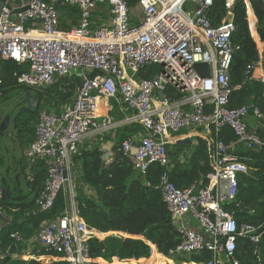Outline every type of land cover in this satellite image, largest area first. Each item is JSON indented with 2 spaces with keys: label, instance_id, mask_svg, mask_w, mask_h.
Wrapping results in <instances>:
<instances>
[{
  "label": "built area",
  "instance_id": "built-area-1",
  "mask_svg": "<svg viewBox=\"0 0 264 264\" xmlns=\"http://www.w3.org/2000/svg\"><path fill=\"white\" fill-rule=\"evenodd\" d=\"M222 1L225 15L213 24L207 16L212 0H139L138 15L126 0H3L0 59L28 65L17 75V84L40 90L72 72L79 76L69 103L57 113H39L34 138L24 151L28 163L42 160L46 165L43 187L35 200L38 209H50L61 190L67 200H73L72 158L86 135L124 122L137 124L138 135L115 144L102 157L104 166L118 156L141 176L150 166H161L155 188L179 238L169 253L207 251L212 257L204 264H239L234 257L236 239L256 243L264 229L237 223L233 212L223 206L234 200L239 175L247 172L241 158L229 151L236 143L260 148L264 140L248 129L250 106L229 107L230 93L236 88L230 84L229 67L239 48L231 38L233 6L238 0ZM242 1L247 11L251 0ZM56 4L75 8L78 24L59 28ZM98 4L108 7L109 22L94 26L91 13ZM259 60L264 67V56ZM197 62L207 63L206 76L196 71ZM151 65H158L159 70L140 77V69ZM254 68L255 62L247 65V69ZM159 88L163 89L162 100L157 97ZM174 94L181 96L174 98ZM100 98L121 102L130 114L123 121L115 122L110 116L98 121ZM251 108L258 119H264L258 107ZM192 127L212 140L208 151L213 169L206 186L194 182L179 187L170 180L167 140ZM223 127L231 129L234 141L221 140ZM1 215L0 210V231ZM189 217L197 228L189 225ZM10 236L20 240L17 232ZM91 237L95 230L72 205L42 223L35 243L45 252L61 251L67 264H88L94 260L87 241Z\"/></svg>",
  "mask_w": 264,
  "mask_h": 264
},
{
  "label": "trees",
  "instance_id": "trees-1",
  "mask_svg": "<svg viewBox=\"0 0 264 264\" xmlns=\"http://www.w3.org/2000/svg\"><path fill=\"white\" fill-rule=\"evenodd\" d=\"M138 1L126 0L130 8L136 6ZM55 7L60 11L59 28L69 29L78 24V12L75 8L61 4H56ZM251 7L257 23L262 27L259 30L261 33L264 30L263 0H251ZM247 14L250 28H248L246 18V7L242 0H238L233 6L235 30L231 38L239 48L233 53L229 67L230 84L236 88L230 93L229 107L248 105L250 106L248 113L253 114L251 106H256L264 114V82L252 76V69H247V65L255 62L256 54V44L250 35V31L253 36L255 35V18L250 9ZM224 15L223 1L212 0V5L207 10V16L212 23L218 24ZM64 17L70 22L64 23L62 21ZM106 18L107 15L102 16L97 7L91 13L94 26L104 23L103 20ZM27 66L26 63L0 59V96L3 97L6 92L13 90L22 94L27 90H32L27 86L17 84V75L26 71ZM158 70V65L145 66L140 69L139 76L147 78ZM78 82V73L72 72L68 76L58 78L44 89L33 90L31 94L37 97L36 109L26 104L22 105L14 112L0 114V122L5 115H9L11 132L15 131V136L18 137L20 143L27 146L34 138L39 113L41 111L50 112L51 108L48 107L50 101L53 102L55 113H57L60 106L72 97ZM173 96L179 98L181 95L174 94ZM257 120L260 123L259 127L254 129L248 125V129L264 140V119L257 118ZM138 131H140V126L137 124L118 128L116 145ZM198 133L197 144L191 153L192 162L186 166L175 162L169 167L170 180L179 187H185L194 182L198 187L206 186L208 175L212 172L213 166L208 151L212 140L201 131ZM6 135L7 130L0 131V138ZM219 136L227 144L235 140L233 132L228 127H223ZM229 152L241 158L247 166V172L239 175L240 186L234 200L223 206L233 212L237 223L247 222L262 226L264 229V146L248 148L242 143H237ZM72 161L80 170V177L76 176L77 186L74 190V200L77 213L87 226L97 232H106L105 234L111 231H121L143 238L109 235L100 241L96 237H91L87 241L92 258L101 257L108 259L107 261H112V257L139 258L137 259L138 264H173L174 261L204 264L211 259L212 255L207 251L191 254L169 253L178 244L179 238L161 193L155 188L159 174L163 170L161 166L152 165L147 173L141 176L132 169L125 158L118 156L115 161L105 167L100 147L97 144L89 146L88 143H79L78 152L73 156ZM0 167H5V158L2 155H0ZM26 168H28V174L25 173ZM18 169L19 171L14 175H8L9 169L7 168L0 173V187L3 188L0 194V210L4 217H11V221L3 222V228L0 231V264H67L62 259L61 251L45 252L36 243L32 244V254L51 255L54 260L42 262L37 259H4L12 244H16L14 253H25L30 240L38 233L42 223L61 215L67 201L66 194L61 190L56 195L50 209H38L35 200L43 187L46 165L42 160H35L31 163L25 160V165ZM255 199L257 201L251 213L248 214L239 209V203L249 206ZM15 232L20 235L18 241L10 236ZM147 242L155 245L160 253L172 260L164 258L155 250V247L150 255L151 250ZM101 244L103 248L100 247ZM234 257L239 264H264V231L256 243L250 242L247 238H237ZM126 262L130 263V260L123 263ZM88 264L102 263L92 261ZM226 264L229 263L226 262Z\"/></svg>",
  "mask_w": 264,
  "mask_h": 264
},
{
  "label": "crops",
  "instance_id": "crops-1",
  "mask_svg": "<svg viewBox=\"0 0 264 264\" xmlns=\"http://www.w3.org/2000/svg\"><path fill=\"white\" fill-rule=\"evenodd\" d=\"M105 6L106 5H102V4L98 5L97 9L99 8L102 16L107 15L106 20H103V19L102 20L104 23H108L109 22V11L107 10L108 7L107 6L105 7ZM105 9L107 10L106 12L103 11ZM248 9L251 10L253 17L255 18V27H254L255 29H254V31H255L256 39H254V36L249 29L250 35H251L252 39H254V42H256L255 44H258V46H259L258 48L260 49V45H261V42L263 40L261 35L264 32V30H262L261 33L259 32V30H261L262 27L258 26L257 19L254 15L252 7H249ZM248 9H247V11H248ZM63 19H66V17H64ZM247 21H248V28H250L248 18H247ZM252 76L254 78L261 79L262 81L264 80V67L261 65L260 60L255 61V68H254ZM71 99H72V97L67 102L63 103L60 106V108L58 109V111H60V109L63 107V105L69 103L71 101ZM263 104H264V99H263ZM129 114H130V111L121 102L116 101V100H106L104 98H100L99 109H98V121H100L101 117H103V116H110L112 118V120L115 122L116 121H123L125 119V117H127ZM255 117L256 116H253V114L248 113V115L246 116V120H247L249 127H253L254 129H257L259 127L258 125L260 123L258 122L257 117L256 118ZM124 125H129V124L124 122L118 126H115L113 128H109V129L104 130V131H101V130L94 131L93 133L86 135V137H84L80 143H88L89 146H94L97 144L100 147V150L102 151V157L103 156L105 157V154L109 150H112L115 147V144H116L115 139H116L117 129L124 126ZM199 131L200 130L198 127H192L189 129H183L177 133H173L168 137L167 153H168V158H169V167L172 166V164L175 162L180 163L183 166L184 165L186 166L187 164L192 162V154L191 153L197 144V137H199L198 136ZM138 133H139V131L133 135H130V136H137ZM15 135L16 134L11 132L10 124H9V126L7 128V135L0 138V155L4 156V158H5V167H0V173L3 172V169L7 168V169H9V171L7 172L8 175H14L19 171L18 167L25 165L24 151L26 149V147H25L26 145H22L20 143L18 137H16ZM233 149H234V145L231 148V150H233ZM102 160H103V158H102ZM110 163H112V162H110ZM110 163L108 164V166L110 165ZM72 164L74 167H76L75 172L72 171L74 177L75 178H76V176L79 177L80 176V170L77 169V166H75V163L73 161H72ZM71 170H72V168H71ZM5 172H6V170H5ZM25 173L26 174L29 173L28 168L25 169ZM146 185H148V183H146ZM66 193H67V198H68L69 197L68 196V190H66ZM72 205H73V208H75V210L77 212L76 203H75L74 198H73V200H70L68 198V200L66 201V208L72 209ZM1 220H2V222L6 223V222L11 221V217H9V218L6 216L4 217V215L2 214ZM187 222L189 223V225L197 228L196 221L194 219H192L191 217H189L187 219ZM100 233H103L105 237H107L109 235H113V236L134 237V238L143 239L140 236H132V235L130 236L129 234L126 235V233L121 232V231H111V233H108V234H105L106 232H100ZM112 233H116V234H112ZM104 236L101 237V240L100 239L99 240L102 241L105 238ZM95 237H96V235H95ZM96 238H99V237H96ZM35 240H36V234L33 237V239L30 240V243H29L30 245L27 247L25 253H22V254L13 253L8 259H23V260L37 259V260H40L42 262H48L46 260H49V259L51 261L54 260L51 255H39L38 256V255L32 254V248H33L32 244L35 243ZM147 243L150 246V250H151L150 255H151V253H153V247H155V250L158 253H160L155 245H153L149 242H147ZM160 254L164 258H166L168 260H172L171 258L164 256L162 253H160ZM6 256H7V254L4 256V259ZM17 256H25V257L19 258ZM41 258H45V259H41ZM112 259H113L112 261H107L108 259H103L101 257H97V258H94L93 261H96V262H99L102 264H107V263H110V264H128L129 262H126V263H123V262L126 260L136 259V258L119 259L117 257H112ZM137 259H139V258H137ZM119 260H122V262H119ZM187 263L188 262H184V261L182 263H176L174 261L173 264H187ZM190 263L195 264L194 262H190Z\"/></svg>",
  "mask_w": 264,
  "mask_h": 264
},
{
  "label": "water",
  "instance_id": "water-1",
  "mask_svg": "<svg viewBox=\"0 0 264 264\" xmlns=\"http://www.w3.org/2000/svg\"><path fill=\"white\" fill-rule=\"evenodd\" d=\"M2 4H3V0H0V9L2 7ZM24 9H25V7L22 8V9H15L14 12H18L19 10H24ZM261 36H262L263 40L261 42L259 52L256 49V54L254 56V60L255 61H258L260 56H262V57L264 56V53H263V50H264V32L262 33ZM194 67H195L196 71L198 72V74L200 76H206L208 74V65H207V63L197 62V63L194 64ZM162 95H163V89L162 88L157 89V97H158L159 100H162ZM23 96H24L23 101L27 102V106L28 107H34V109L37 108V97L32 95L30 90L25 91ZM9 124H10V116L9 115H5L3 117V119L1 120V122H0V131L3 132L5 130H7ZM13 133L15 134V131H13ZM239 186H240V182H238V187ZM2 192H3V188L0 187V194ZM256 201H257V199H255L254 202L251 205H249V206H245L243 203H239L238 207L243 212H246V213L249 214V213H251V209L253 208V206L256 203ZM126 235H128V234H126ZM100 247L103 248V244H101ZM15 249H16V244H12L8 248L7 256L5 257V260H7L14 253Z\"/></svg>",
  "mask_w": 264,
  "mask_h": 264
},
{
  "label": "rangeland",
  "instance_id": "rangeland-1",
  "mask_svg": "<svg viewBox=\"0 0 264 264\" xmlns=\"http://www.w3.org/2000/svg\"><path fill=\"white\" fill-rule=\"evenodd\" d=\"M98 5H101V4H98ZM98 5H96V7H98ZM106 7V6H105ZM108 10V9H107ZM106 9L105 10H103V11H107ZM132 12H133V14H135V15H138L139 14V12H140V8H139V6L138 5H136V6H134V7H132ZM246 17L248 18V14H247V11H246ZM64 23H69L70 22V20L68 19V18H66V20L64 19V20H62ZM138 21H133V24H136ZM248 22V21H247ZM258 26H260L259 24H258ZM254 39H256V36L254 35ZM253 39V40H254ZM256 43V42H255ZM258 43V42H257ZM259 46H258V44H256V49H257V51H259L258 48ZM31 92H34L33 90H31ZM23 97V95H22V93H18V92H16L15 90H13V91H8V92H6L5 93V95L2 97V96H0V114L1 115H4L5 113H8V112H14L15 111V109H16V107H15V103H16V101H18V100H20L21 98ZM39 102V101H38ZM48 107L49 108H51L50 109V112H55V106L53 105V102L52 101H50V103H49V105H48ZM75 166H77L76 164H75ZM71 168H72V171L73 172H75V170H76V167H74L73 166V164H72V166H71ZM78 169V168H77ZM80 177V176H79ZM78 177V178H79ZM72 185H73V188H74V190H75V187L77 186V177L76 178H74L73 179V181H72ZM69 187V186H68ZM96 232V231H95ZM112 234H116V233H112ZM105 237V236H104ZM97 239H100L101 240V238H97ZM46 261H51L50 259L49 260H46Z\"/></svg>",
  "mask_w": 264,
  "mask_h": 264
},
{
  "label": "bare ground",
  "instance_id": "bare-ground-1",
  "mask_svg": "<svg viewBox=\"0 0 264 264\" xmlns=\"http://www.w3.org/2000/svg\"><path fill=\"white\" fill-rule=\"evenodd\" d=\"M96 237H103L104 234L100 232H95ZM20 258H24L25 256H19ZM130 264H138L137 259H130Z\"/></svg>",
  "mask_w": 264,
  "mask_h": 264
},
{
  "label": "flooded vegetation",
  "instance_id": "flooded-vegetation-1",
  "mask_svg": "<svg viewBox=\"0 0 264 264\" xmlns=\"http://www.w3.org/2000/svg\"><path fill=\"white\" fill-rule=\"evenodd\" d=\"M23 99H24V96L20 100L16 101V103H15L16 104L15 105L16 109H18L22 105H25V104L27 105V102H24Z\"/></svg>",
  "mask_w": 264,
  "mask_h": 264
}]
</instances>
